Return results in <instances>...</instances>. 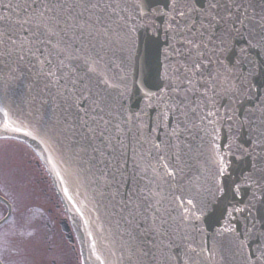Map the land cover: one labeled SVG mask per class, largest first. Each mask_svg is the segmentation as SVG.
Returning <instances> with one entry per match:
<instances>
[{"label":"snow or ice","instance_id":"obj_1","mask_svg":"<svg viewBox=\"0 0 264 264\" xmlns=\"http://www.w3.org/2000/svg\"><path fill=\"white\" fill-rule=\"evenodd\" d=\"M0 132L111 209L80 264H264V0H0Z\"/></svg>","mask_w":264,"mask_h":264},{"label":"flooded vegetation","instance_id":"obj_2","mask_svg":"<svg viewBox=\"0 0 264 264\" xmlns=\"http://www.w3.org/2000/svg\"><path fill=\"white\" fill-rule=\"evenodd\" d=\"M19 143L22 153L13 166L26 198H5L15 209L16 224L0 227V264H80V247L68 212L41 160L26 144ZM6 214L5 204L0 203V216Z\"/></svg>","mask_w":264,"mask_h":264},{"label":"water","instance_id":"obj_3","mask_svg":"<svg viewBox=\"0 0 264 264\" xmlns=\"http://www.w3.org/2000/svg\"><path fill=\"white\" fill-rule=\"evenodd\" d=\"M16 103H21L19 97H17ZM0 137H12L20 139L26 142L40 156L49 176L52 179L53 185L57 191L59 198L61 199L65 209L70 215L83 256L87 257L89 255L86 243V229L83 221L80 219V216L75 214V209L69 211V209L72 208V203H76L77 201H79L77 206L81 207L84 210L86 218L90 221L87 230H91L94 232L99 241L100 250L103 251L105 255H107L105 246L109 244V241L113 238V235L116 231L115 218L110 215L111 209L105 208L106 201H104L98 194L94 195L93 189L95 186L90 183L86 175L83 173L78 176L76 174H72L71 176H69L68 182L61 185L59 180L52 172L51 166L46 161V157L49 155V153H45L40 144L28 137L11 132H0ZM59 167L66 168L68 167V165L61 163ZM74 169L75 166L73 165V170ZM64 188H67L69 196L72 197V203H69L68 198L64 196V193L62 191V189ZM97 201H100V203H97ZM211 230L212 229H210V231Z\"/></svg>","mask_w":264,"mask_h":264},{"label":"rangeland","instance_id":"obj_4","mask_svg":"<svg viewBox=\"0 0 264 264\" xmlns=\"http://www.w3.org/2000/svg\"><path fill=\"white\" fill-rule=\"evenodd\" d=\"M21 144L14 139H0V195L10 201L26 198L18 171L13 166V161L22 153Z\"/></svg>","mask_w":264,"mask_h":264}]
</instances>
